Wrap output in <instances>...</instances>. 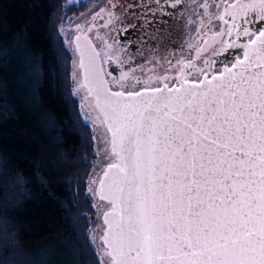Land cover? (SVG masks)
I'll list each match as a JSON object with an SVG mask.
<instances>
[{"label": "snow or ice", "instance_id": "snow-or-ice-1", "mask_svg": "<svg viewBox=\"0 0 264 264\" xmlns=\"http://www.w3.org/2000/svg\"><path fill=\"white\" fill-rule=\"evenodd\" d=\"M241 31L244 59L211 78L196 69L198 83L111 92L101 81L95 107L117 160L104 171L101 264H264V30Z\"/></svg>", "mask_w": 264, "mask_h": 264}, {"label": "trees", "instance_id": "trees-1", "mask_svg": "<svg viewBox=\"0 0 264 264\" xmlns=\"http://www.w3.org/2000/svg\"><path fill=\"white\" fill-rule=\"evenodd\" d=\"M85 5L0 0V264H101L95 131L61 33Z\"/></svg>", "mask_w": 264, "mask_h": 264}, {"label": "flooded vegetation", "instance_id": "flooded-vegetation-1", "mask_svg": "<svg viewBox=\"0 0 264 264\" xmlns=\"http://www.w3.org/2000/svg\"><path fill=\"white\" fill-rule=\"evenodd\" d=\"M240 1L245 0H98L64 28L72 31V52H76V36L89 38L111 91L162 88L164 83L179 87L184 79L197 83L203 79L196 69H204L211 78L226 65L231 67L233 58L244 59L238 40L249 41V37L242 34L232 15ZM258 30L249 31L258 34ZM189 62L194 68L187 66ZM125 74L128 79L121 87L115 81ZM94 193L103 215L111 205L101 199L99 184ZM102 222H98V231Z\"/></svg>", "mask_w": 264, "mask_h": 264}, {"label": "water", "instance_id": "water-1", "mask_svg": "<svg viewBox=\"0 0 264 264\" xmlns=\"http://www.w3.org/2000/svg\"><path fill=\"white\" fill-rule=\"evenodd\" d=\"M233 18L235 21V24L241 28H247L248 30H255L257 28H260L261 30H264V22L261 21L260 17L261 15H264L261 11V0H245L240 1L236 8L234 9ZM73 46L75 48L76 52H72L73 56L75 54V59L73 58V72L75 73V86L77 89L80 90V95L82 97V102H86L90 110L93 112L96 123L100 125L103 133L105 132L106 125L101 123V120L103 119L104 113L99 109L95 107V96L96 91L99 89V85L101 81L103 82L104 87L108 88L106 81L103 76V72L99 63V59L97 54L95 53L94 46L90 42L89 38L86 35H79L76 36L73 39ZM248 44V40L244 37H242L240 40H238V49L245 51L251 50L252 46L249 45L248 48H244L243 45ZM73 48V49H74ZM83 60L84 67L81 68L80 61ZM234 62L238 59L233 58ZM252 71H255L253 69ZM85 77H87V81L85 83ZM82 83H85L84 88H80V85ZM187 87V85H185ZM91 88L93 89V93L91 95L88 94L87 89ZM109 89V88H108ZM110 90V89H109ZM111 91V90H110ZM143 91V90H142ZM113 92V91H111ZM87 96V99H84V97ZM150 98L149 95H145L144 99ZM101 103L103 104V97H101ZM110 133L108 134L109 141H110ZM110 152L111 156V163H116V158L111 154V146L110 142L106 145ZM108 168V164L103 167V169L100 171L99 174V180L97 181V184L100 185V181L104 180V188H103V195H110L109 193V185L110 180L105 179L104 177V171ZM101 186V185H100ZM110 203L109 200H105ZM112 209H110L108 212H111ZM112 218V217H110ZM103 219V222L101 223V229L98 231V251H99V258L102 257L105 259V257L102 255L104 251V244L102 237L105 235L107 231V224L105 223V217L104 213L101 215L100 220ZM114 219V218H112Z\"/></svg>", "mask_w": 264, "mask_h": 264}, {"label": "rangeland", "instance_id": "rangeland-1", "mask_svg": "<svg viewBox=\"0 0 264 264\" xmlns=\"http://www.w3.org/2000/svg\"><path fill=\"white\" fill-rule=\"evenodd\" d=\"M71 1H76V0H71ZM84 3H86L85 7L83 9H81L78 13H76L75 15H73L71 17V19H69L66 23V25H69L71 24L72 22L75 21V19L77 18V15H79L80 13H82L83 11L85 12L86 10L92 8L96 3V1L98 0H82ZM65 27V26H64ZM62 27L61 28V33L65 39V43L66 45L68 46V48H70L71 50V43H70V36L72 34V31L70 29H67V28H64ZM73 77H74V81L76 80L75 78V73L73 72ZM75 92L77 90V87L75 86L74 88ZM76 94L81 97L80 95V92L78 91V93L76 92ZM81 99V98H80ZM81 107H82V112H83V115H84V118L87 119L94 131H95V147H96V151H97V157H96V161H95V164H94V167H93V170H92V173H91V176H90V179L89 181H94V183H89V189H92L91 194L93 196V199H94V206H95V209L97 211V214H96V218L92 224V237H93V242L96 246V249L98 251V241H97V235H98V222L100 220V217L102 215V212H101V206L98 204V201H97V198H96V195L94 193V189H95V186L97 185V181L99 180V174H100V171L103 169V166L109 164V156H110V152L108 150V148L106 147V144L104 143V140H103V136L101 135L103 133L101 127L99 124L96 123V119H95V116L93 114V112L90 110V108L88 107L87 103L86 102H81ZM108 152L109 154L106 156L105 155V152ZM99 253V251H98ZM100 260L101 262L104 260L102 257H100Z\"/></svg>", "mask_w": 264, "mask_h": 264}]
</instances>
